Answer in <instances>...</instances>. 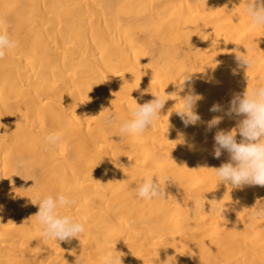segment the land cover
Instances as JSON below:
<instances>
[{
	"label": "bare ground",
	"instance_id": "6f19581e",
	"mask_svg": "<svg viewBox=\"0 0 264 264\" xmlns=\"http://www.w3.org/2000/svg\"><path fill=\"white\" fill-rule=\"evenodd\" d=\"M246 3L0 0V29L17 43L0 59V264H102L105 251L122 264H264V218L253 215L264 187L232 189L210 169L229 162L213 155L216 132L242 117L206 126L222 115L213 104L264 84V27ZM238 52L254 58L249 69ZM189 86L201 121L185 127L175 111ZM154 95L168 100L144 133L105 126L109 112L130 119ZM54 132L63 143L48 148ZM148 176L165 199L137 195ZM58 193L85 226L71 242L42 236L34 216L37 195Z\"/></svg>",
	"mask_w": 264,
	"mask_h": 264
},
{
	"label": "clouds",
	"instance_id": "9594fccd",
	"mask_svg": "<svg viewBox=\"0 0 264 264\" xmlns=\"http://www.w3.org/2000/svg\"><path fill=\"white\" fill-rule=\"evenodd\" d=\"M244 13L253 26L264 27V0H247ZM16 47L17 43L10 38L9 33L0 29V59L4 58L6 52ZM235 59L238 62V67L247 66V69L255 62L254 58H249L247 54L239 52L236 53ZM233 72L235 74V70ZM188 80L189 77L185 75L183 82L180 83L181 91L184 90V82ZM154 97L155 99L142 105L135 101L131 118L119 123L115 116L109 112L104 118L105 126L111 128L118 124L121 134L144 133L155 125L161 116V109L168 100L160 95H154ZM179 99L183 101V106L175 111L176 114L181 118L185 127L195 126L201 121L200 115L195 111L197 101L201 97L194 94V90L189 86L187 94ZM209 110L222 113V115L213 116L206 122L208 131L216 128L225 117H242L237 120L234 129L218 130L215 134L214 157L219 158L224 151L229 154V162L221 164L218 168H210L214 170L219 183L222 182L232 189H243L245 186L264 187V84L253 87L251 90H248L247 87L242 95H234L226 108L216 103ZM237 134L240 137L239 141ZM63 136V132L49 133L45 137L47 147L59 148L63 143ZM189 147H194V145H189ZM15 166L21 173L30 169L29 162L23 158L17 160ZM34 173L35 170H32V175L36 176ZM153 177L148 176L139 184L137 195L145 200L165 199V190L161 186L160 179L157 177L158 179L154 181ZM167 181H173V178L167 176L164 178V182ZM76 203L74 198L63 193L43 197L37 195L34 204L39 205V211L34 216L41 226L42 236L55 239L57 242H71L73 238H78L85 231L84 224L62 211ZM225 208L226 205L217 211L222 214ZM253 215L257 218H264V202L255 207ZM122 255L118 251H105L101 256L102 264H122ZM75 264H80V261L76 259ZM163 264H169V260L167 259Z\"/></svg>",
	"mask_w": 264,
	"mask_h": 264
}]
</instances>
